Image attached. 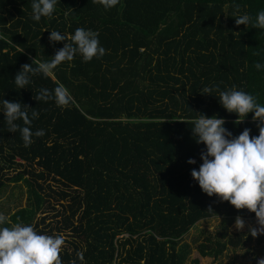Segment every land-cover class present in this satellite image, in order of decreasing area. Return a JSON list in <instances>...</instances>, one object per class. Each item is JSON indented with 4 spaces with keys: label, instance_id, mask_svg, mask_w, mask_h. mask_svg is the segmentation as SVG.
I'll list each match as a JSON object with an SVG mask.
<instances>
[{
    "label": "trees",
    "instance_id": "16d2710c",
    "mask_svg": "<svg viewBox=\"0 0 264 264\" xmlns=\"http://www.w3.org/2000/svg\"><path fill=\"white\" fill-rule=\"evenodd\" d=\"M32 2L0 0V191L7 182L28 189L27 207L10 223L19 218L40 234L67 232L62 264H188L193 248L184 238L198 222L221 217L227 229L237 216L256 217L202 192L191 171L199 170L206 146L191 128L203 113L224 118L233 137L245 128L259 135L253 113L236 124L218 93L200 91L236 85L264 105V70L254 67L264 64V30L235 24L238 15L255 18L264 0H119L109 10L92 0H57L52 18L39 22ZM78 27L99 33L105 55L87 63L77 55L18 89L23 64L50 61L64 47L66 41L49 42L50 32L70 36ZM58 84L72 97L68 107L33 99ZM4 99L39 112L31 130L45 135H33L30 147L19 130L8 132ZM10 169L19 171L9 177ZM243 237H209L197 249L218 259Z\"/></svg>",
    "mask_w": 264,
    "mask_h": 264
},
{
    "label": "clouds",
    "instance_id": "9594fccd",
    "mask_svg": "<svg viewBox=\"0 0 264 264\" xmlns=\"http://www.w3.org/2000/svg\"><path fill=\"white\" fill-rule=\"evenodd\" d=\"M105 10L115 7L119 0H92ZM57 0H33L32 19L39 22L42 17L52 18ZM239 12V5L236 6ZM235 24L249 26L264 30V9L260 10L255 18L248 14L235 16ZM99 33L86 30L82 27L75 29L70 36L62 35L58 31H51L49 42L66 41L64 47L56 51L50 61L41 62L33 60L31 64L25 63L15 75L14 83L18 89L26 88L31 83V77L42 74L51 77L54 70L65 62H71L80 55L83 62L87 63L93 58H101L106 50L100 46ZM71 41V42H67ZM23 51V50H22ZM254 55H260L259 52ZM36 67H33L32 64ZM72 65L69 63V67ZM257 70H264V64L255 62ZM218 93L219 103L229 114H235L236 124L241 123L253 113L252 120L259 129L258 136H250L251 129L245 128L241 134L233 137L226 127V120L211 117L200 113L194 119L192 134L197 144H204L206 151L202 150V164L199 170L192 169L191 176L198 182L200 189L209 197L216 196L221 202H229L236 210L247 209L256 216L255 227L249 226V233L253 238L264 235V105L258 102L257 95L244 90H237L232 85L226 90H221L219 85L205 86L200 92L202 95ZM38 102L54 101L56 106L66 108L72 102V97L63 84H58L53 90L40 88L33 98ZM3 114L8 132L20 131L24 146L30 147L34 142L32 137H43L45 131L39 129L33 133L32 121L39 118V112L20 102L4 99ZM22 120L24 127L17 123ZM189 164H195V159H189ZM212 211V208H208ZM10 223L9 217L0 213V264H62L60 256L62 246L65 244L63 234L46 235L34 230L30 224L19 222ZM10 226H2L5 224ZM235 228L243 230L245 221L237 216ZM81 262L83 253H77ZM71 264H77L74 259ZM257 264H264V258H258Z\"/></svg>",
    "mask_w": 264,
    "mask_h": 264
},
{
    "label": "rangeland",
    "instance_id": "374dc122",
    "mask_svg": "<svg viewBox=\"0 0 264 264\" xmlns=\"http://www.w3.org/2000/svg\"><path fill=\"white\" fill-rule=\"evenodd\" d=\"M19 169H10L7 171V176L11 177L17 174ZM58 188H61L60 186ZM24 183H12L7 182L6 187L0 191V213H3L7 217L14 215L17 211L25 209L28 205V191ZM61 202L55 203V209L57 212H61L59 206ZM54 213H50L47 224L51 222ZM245 227L243 230H237L235 223L225 229L227 223L221 217L211 218L200 221L191 230V232L184 238L185 243H189L193 248V254L191 255L188 264H194L195 259L200 261L199 264H254L258 258H264V235H260L257 238H253L249 233V226L255 227L256 217L252 220H244ZM46 224V225H47ZM65 236V240H70L67 232L60 233ZM223 234H227L225 237ZM236 234H242L244 237L243 244L233 249L229 247L221 257L203 258L201 257L197 247L199 244L206 241L209 237H214L219 240L225 241L229 237ZM67 247V243L62 246V249ZM61 249V250H62Z\"/></svg>",
    "mask_w": 264,
    "mask_h": 264
}]
</instances>
